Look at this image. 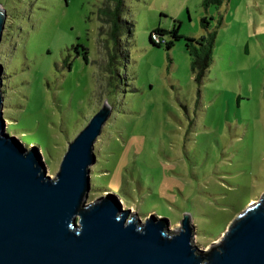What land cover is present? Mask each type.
Segmentation results:
<instances>
[{
  "label": "rangeland",
  "instance_id": "obj_1",
  "mask_svg": "<svg viewBox=\"0 0 264 264\" xmlns=\"http://www.w3.org/2000/svg\"><path fill=\"white\" fill-rule=\"evenodd\" d=\"M101 1L0 0L7 131L36 145L55 176L69 142L108 100L86 202L112 191L142 219L155 213L174 230L190 214L194 243L208 248L264 192V0L207 9L203 0H126L135 32L123 36L129 56L115 74ZM204 16L212 28L222 16L223 25L198 83L185 39L167 49L150 35L180 25L198 38Z\"/></svg>",
  "mask_w": 264,
  "mask_h": 264
},
{
  "label": "water",
  "instance_id": "obj_2",
  "mask_svg": "<svg viewBox=\"0 0 264 264\" xmlns=\"http://www.w3.org/2000/svg\"><path fill=\"white\" fill-rule=\"evenodd\" d=\"M8 12L0 3V45ZM0 62V264H264V192L208 248L194 243L190 214L174 230L142 219L109 192L86 202L108 100L68 144L55 176L36 145L7 131Z\"/></svg>",
  "mask_w": 264,
  "mask_h": 264
},
{
  "label": "trees",
  "instance_id": "obj_3",
  "mask_svg": "<svg viewBox=\"0 0 264 264\" xmlns=\"http://www.w3.org/2000/svg\"><path fill=\"white\" fill-rule=\"evenodd\" d=\"M227 0H203V6L220 8ZM126 11V0H102L98 8V18L102 23L101 34L108 36L112 46L109 53L110 74H115V68L120 57L128 58V52L123 45V36L132 38L135 32V23L124 17ZM204 16L201 19V26L207 31L206 34L195 37H184L180 33V25L172 29L158 27L150 35L153 45L161 47L166 44L167 49H171L175 42L184 38L185 48L191 58V67L194 78L198 83H202L206 73L213 64L214 50L217 44L218 28L223 25L222 16L218 20V25L212 28L211 20ZM107 26V29L105 28ZM106 29V30H105ZM165 35L171 39L167 41ZM79 45L75 46L78 50ZM85 49V59H88V50ZM114 78L111 77L110 85Z\"/></svg>",
  "mask_w": 264,
  "mask_h": 264
}]
</instances>
